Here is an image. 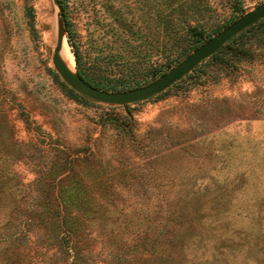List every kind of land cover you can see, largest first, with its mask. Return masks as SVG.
Segmentation results:
<instances>
[{"label":"rangeland","instance_id":"374dc122","mask_svg":"<svg viewBox=\"0 0 264 264\" xmlns=\"http://www.w3.org/2000/svg\"><path fill=\"white\" fill-rule=\"evenodd\" d=\"M167 1L60 0L74 71ZM209 2L212 36L264 0ZM57 16L0 0V264H264V56L128 106L77 101Z\"/></svg>","mask_w":264,"mask_h":264},{"label":"trees","instance_id":"16d2710c","mask_svg":"<svg viewBox=\"0 0 264 264\" xmlns=\"http://www.w3.org/2000/svg\"><path fill=\"white\" fill-rule=\"evenodd\" d=\"M161 5L159 2L149 7L146 18L141 21L136 18L132 29L115 32V46L108 57L101 56L99 62L82 63L76 55L79 75L102 90L134 88L142 84L141 80L151 82L161 76L210 38L211 30L216 29L210 24L214 10L209 0H180L176 6L167 1L164 7ZM258 56H264V18L233 36L184 77L205 62L228 74ZM68 93L77 101L93 102L69 87Z\"/></svg>","mask_w":264,"mask_h":264},{"label":"water","instance_id":"95a60500","mask_svg":"<svg viewBox=\"0 0 264 264\" xmlns=\"http://www.w3.org/2000/svg\"><path fill=\"white\" fill-rule=\"evenodd\" d=\"M58 8L56 46L52 56L55 70L74 91L99 103L109 105H128L146 101L181 80L191 72L203 60L210 57L219 50L233 36L240 33L254 22L264 18V2L254 9L240 15L230 24L213 34L204 43L193 49L185 58L178 61L174 66L164 72L155 80L128 90L107 91L96 88L85 81L77 71L71 70L62 60L59 50L65 37V23L63 19V8L60 0H53Z\"/></svg>","mask_w":264,"mask_h":264},{"label":"bare ground","instance_id":"6f19581e","mask_svg":"<svg viewBox=\"0 0 264 264\" xmlns=\"http://www.w3.org/2000/svg\"><path fill=\"white\" fill-rule=\"evenodd\" d=\"M52 21H54V20H52ZM59 54H60L62 60L67 65V67L71 70H74V68H73V53H72L70 46H69V44L65 38L62 42V46L59 50Z\"/></svg>","mask_w":264,"mask_h":264},{"label":"clouds","instance_id":"9594fccd","mask_svg":"<svg viewBox=\"0 0 264 264\" xmlns=\"http://www.w3.org/2000/svg\"><path fill=\"white\" fill-rule=\"evenodd\" d=\"M35 175L34 174H31V175H28L27 179L25 180V182L27 183L28 181H31V180H35Z\"/></svg>","mask_w":264,"mask_h":264},{"label":"crops","instance_id":"0c3cea01","mask_svg":"<svg viewBox=\"0 0 264 264\" xmlns=\"http://www.w3.org/2000/svg\"><path fill=\"white\" fill-rule=\"evenodd\" d=\"M242 82H243V83H242L243 85H246V83H245L244 79H242ZM247 84H250V82H249V81H247Z\"/></svg>","mask_w":264,"mask_h":264}]
</instances>
